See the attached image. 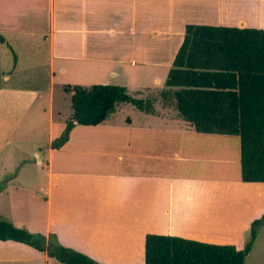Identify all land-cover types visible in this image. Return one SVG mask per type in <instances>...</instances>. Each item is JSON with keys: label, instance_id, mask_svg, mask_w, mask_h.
Masks as SVG:
<instances>
[{"label": "crops", "instance_id": "0c3cea01", "mask_svg": "<svg viewBox=\"0 0 264 264\" xmlns=\"http://www.w3.org/2000/svg\"><path fill=\"white\" fill-rule=\"evenodd\" d=\"M188 23L264 29V0H0L1 219L103 264H144L150 233L245 246L264 182L241 180L237 138L197 132L163 94ZM76 84L121 85L151 106L119 103L52 148ZM263 255L264 220L244 264ZM0 264L66 263L0 240Z\"/></svg>", "mask_w": 264, "mask_h": 264}, {"label": "trees", "instance_id": "16d2710c", "mask_svg": "<svg viewBox=\"0 0 264 264\" xmlns=\"http://www.w3.org/2000/svg\"><path fill=\"white\" fill-rule=\"evenodd\" d=\"M5 38L0 33V45ZM0 71V86H1ZM163 90L171 95L180 116L197 132L239 137L240 177L264 182V29L188 23ZM72 114L62 134L51 143L59 148L72 127L97 125L117 104L129 102L148 111V101L131 97L124 86L93 84L66 86ZM264 215L251 223L241 249L178 236H145L144 264H244ZM0 240L28 244L66 264H103L58 243L54 236L30 232L0 219Z\"/></svg>", "mask_w": 264, "mask_h": 264}, {"label": "rangeland", "instance_id": "374dc122", "mask_svg": "<svg viewBox=\"0 0 264 264\" xmlns=\"http://www.w3.org/2000/svg\"><path fill=\"white\" fill-rule=\"evenodd\" d=\"M164 59V58H163ZM161 68H159V69H156V71H155V74H157V75H161L162 74V72H163V70L161 69ZM146 76V75H145ZM142 80V79H141ZM159 87V86H158ZM158 91H159V88H156L155 90L153 89V90H151L149 93H144V98H148V99H151V98H153V99H155L156 97L158 98L159 97V95H158ZM67 94V93H66ZM129 94L131 95V96H133V97H140V95H135L131 90H129ZM65 96H68V95H65ZM143 100H145V99H143ZM145 101H147V100H145ZM230 137L231 138H237V140H239L238 139V137L237 136H235V135H230ZM17 143H19V145L24 149V150H29L30 151V149H31V146H32V141L27 137L26 139L24 138L23 140H19V139H17ZM237 145H238V143H237ZM239 147V146H238ZM12 148H14V146H12ZM232 148V147H231ZM22 155H24V151H22ZM36 193H38L39 195H40V198H41V196H42V194L41 193H39L38 191H36ZM7 205V204H6ZM5 206V205H4ZM3 206V207H4ZM7 207V206H6ZM6 211V210H5ZM1 219V218H0ZM257 253V254H256ZM255 254H256V257H258V256H262L259 252H256ZM264 256V255H263ZM262 260H264V258L262 259Z\"/></svg>", "mask_w": 264, "mask_h": 264}]
</instances>
